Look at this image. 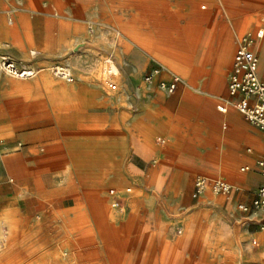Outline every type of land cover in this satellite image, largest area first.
Wrapping results in <instances>:
<instances>
[{
	"label": "rangeland",
	"instance_id": "rangeland-1",
	"mask_svg": "<svg viewBox=\"0 0 264 264\" xmlns=\"http://www.w3.org/2000/svg\"><path fill=\"white\" fill-rule=\"evenodd\" d=\"M246 2L248 9L238 18L239 29L231 44L229 62L217 73L218 80L214 86L219 92L217 95L231 104L227 87L237 40L245 31L260 28L261 21L264 25V0ZM111 8L106 0L102 3L98 0H18V3L8 0L6 5L0 6V17L6 23L0 27L17 29L19 36L8 39L0 32V44L5 46L0 49V224L13 216L12 220L19 224V241L23 245L19 249V257H4L2 253L6 246L3 236L7 233L0 231V264H264V244L262 248L255 246L254 253L245 244L249 238L255 239L246 225L239 224L234 197L207 191L200 200L193 198L197 175L219 176L195 170L186 181L174 176L173 183L169 184L168 172L183 170L177 167L167 169L158 158L152 160L149 167L139 164L141 171L135 173L130 167L133 162L132 143L127 140L126 125L117 128L110 120L103 119L88 126L84 120L73 116L81 108L78 103L63 100L61 104H51L55 87H69L81 79L91 80L92 74L102 82L104 97L121 101V108L128 107L123 102L131 101L129 111L133 114L141 111L140 102L145 96L159 90L168 94L161 90L160 83L169 79H157L153 85L144 80L155 68L167 69L166 60L159 55L157 41L147 39L155 50L146 51L121 30L125 25L144 39L145 23L155 20L161 9L116 7L115 14H112ZM156 27H159L158 23ZM188 33V40L194 41L190 28ZM14 41L19 45L13 44ZM168 43L173 52L168 57H177L176 63L181 70H191L194 62L198 64L199 57L193 51L177 49L179 43L176 40ZM263 47L264 41L260 49L263 58L260 59L261 77L264 76ZM204 50L207 53L208 47ZM134 53L138 54L134 58L138 66L130 60ZM4 57L13 60L20 71H33L34 76L16 78L6 74L1 70ZM200 59L199 64L202 65L207 55L200 56ZM112 67L117 68L118 74H109ZM56 69L68 73L73 82L57 75ZM181 73L171 71L168 75L170 79L177 77L185 89L189 84ZM110 82L117 86L116 91L110 90ZM198 88V85L193 87L194 90ZM222 105V102L218 104ZM185 125L186 121L183 122ZM113 136L125 139L123 166L116 171L127 183L109 182L98 190L108 201L110 220L107 224L115 234L114 244L119 248L118 255L110 258L94 223L79 222L81 213L78 210L85 201L78 181L71 179L69 184L59 166L48 168L45 162L35 166L32 161L35 154L45 155L49 145L59 148L66 139ZM180 138L178 134L171 138L157 136L155 147H161L163 155L169 149H176ZM20 153L25 154L28 166L26 176L15 184L7 176L3 160ZM38 166L42 192L53 190L57 185H70L75 193V198L70 200L72 209L51 217V201L39 203L33 198L40 194L35 191L32 178ZM169 187L172 190L169 191ZM175 192L179 195L171 197ZM174 203L175 212L169 208ZM144 208L155 214L146 243L140 239ZM129 218L133 219L130 227ZM160 223L163 231L157 229ZM254 225L250 224V227ZM55 251L57 254L52 257ZM197 252L200 255L198 259Z\"/></svg>",
	"mask_w": 264,
	"mask_h": 264
},
{
	"label": "crops",
	"instance_id": "crops-1",
	"mask_svg": "<svg viewBox=\"0 0 264 264\" xmlns=\"http://www.w3.org/2000/svg\"><path fill=\"white\" fill-rule=\"evenodd\" d=\"M10 1L18 3V0ZM104 1L98 0L100 3ZM106 1L112 8L144 7L161 9L159 14L155 16V20L152 19L153 21L150 23H145L146 27H144V39L156 40L159 55L166 60L162 62L165 63L167 69L164 68V72L158 80L168 81L169 79L168 82H170L172 78L170 79L168 72L169 74L171 71L182 72L181 75L189 85H187V88L182 89L178 84L176 91L179 90V92L177 95L166 94L159 90L150 96H145L140 102L141 107L139 109L141 111L133 114L129 111L131 101L123 102L128 107L121 108L119 106L122 104L121 101L104 97L102 82L97 75L92 74L91 80L81 79L82 81L76 84L73 83L69 87H55L51 104H61L63 100L78 103L81 108L73 116L84 120L83 123L88 126L95 125L96 122L103 119L110 120L112 125L117 128L126 125L127 140L132 143L133 162L130 163V167L135 170V173L141 171L140 165L149 167V163L158 158L163 167H167V169L177 167L183 170L176 171L177 173L168 172L169 184L173 183L174 176L186 181L191 175L190 173L195 170L219 177L199 174L201 176L221 179L232 184L237 188V192H234L231 197L236 200V212L239 214V220L241 214L237 211V205H250L263 183V178L256 163L264 155V134L248 123L240 113L234 111L231 102L221 99L217 95L219 92L215 91L214 86L218 80L217 73L229 62L231 44L236 31L239 29L238 18L241 17L244 10L248 9L247 0ZM7 3L8 0H0V6ZM113 14L115 13L113 12ZM19 17H21V14H19ZM157 23L159 27H156ZM174 24L175 27L173 28ZM1 25H6L3 17H0ZM260 25L261 27L257 30L264 29L262 21ZM189 28L195 42L188 40ZM129 29L131 31V28ZM14 30L18 36V30ZM251 31L256 32L253 30L245 31L243 35ZM156 33H158V36H155ZM127 37L132 40L131 36L127 35ZM240 38L237 40L236 49ZM169 40H176L179 43L176 48L179 50H184V45H190V51H193V54L199 57L197 58L198 64L194 62L191 70H181L176 63L177 57L175 59L168 57L169 53H173L168 46ZM263 41L264 39L258 43L255 49L259 59H261L260 48ZM13 44L19 45L17 41H14ZM206 47H208L207 53L204 50ZM226 48L230 49V54L227 64H223L221 54ZM144 54L148 56V54ZM137 55L135 53L131 54L130 58L136 66L138 65L133 60ZM202 55H207V59L205 63L200 65V56ZM144 61H142V64ZM186 75L189 77L187 78ZM260 78L264 79V76ZM197 85L198 90H194L193 87ZM220 102L223 103V107H226V113H221L218 110V107H222L218 106ZM104 109L106 112H103ZM184 121H186L185 126H183ZM176 134L181 137L178 146L176 149L167 150L162 155L161 147H155L156 137L166 136L171 138ZM122 138L113 136L98 139L82 137L66 139L59 148L49 145L45 155L35 154L32 161L35 166L41 162H45V166L47 165L48 168L53 165L59 166L68 178L69 184L72 182L71 179L78 181L79 190L85 201L83 207L78 210L81 213L79 222L81 224L94 223L100 237L105 242V253L110 258L118 255L119 248L114 244L116 242L113 237L115 234L113 235L107 224V221L110 220L108 201L100 195L98 190L106 187L109 182L127 183L122 174L116 171V168L123 166L122 159L126 154L125 139ZM248 150H251V152H248ZM27 162L23 153L4 158L3 166L7 176L15 184H18L26 176ZM241 166L244 167L240 169ZM244 168H249V171L243 172L242 169ZM38 169H40V166L33 171L32 178H34L36 186L35 191L40 194L34 195L33 198L38 200L39 203L51 201V212L49 213L51 217L72 209L70 200L75 198V193H73L70 185H57L53 190L42 192L38 182L40 177ZM222 175L225 177H222ZM170 189L172 190V187H169V191ZM175 195L178 196L179 193H172L171 197L176 198ZM192 196L195 198L194 194ZM201 197L196 199L200 200ZM169 208L175 212L176 203L170 204ZM154 215L150 210L144 208V217L140 225V239L144 243L147 242L151 231ZM12 219L13 216H9L7 218L8 222L0 224V231L7 233L3 236V242L6 246L5 252L2 253L4 257L12 255L19 257V249L23 247L22 242L19 241V224ZM132 220V218L128 220L129 227L132 225ZM161 224L157 226V229L163 231V225ZM246 226L247 231H250V235L255 241L249 238L245 244L254 253L255 246L263 247L264 242L261 240V235L264 233V229L258 224L252 227L250 225ZM53 254L52 257H55L57 252L55 251ZM196 256L198 259L200 256L198 252ZM84 257L83 255L82 258Z\"/></svg>",
	"mask_w": 264,
	"mask_h": 264
},
{
	"label": "built area",
	"instance_id": "built-area-1",
	"mask_svg": "<svg viewBox=\"0 0 264 264\" xmlns=\"http://www.w3.org/2000/svg\"><path fill=\"white\" fill-rule=\"evenodd\" d=\"M264 39V29H259L256 32H249L243 35L236 49L232 70L229 75L228 95L232 101V106L240 113L243 118L256 127L264 134V79L259 76L260 59L255 51L256 46ZM3 47L0 45V49ZM16 66V67H15ZM17 65L10 58H2L1 70L6 74L17 75L19 72L20 78H30L34 76L33 71H20ZM18 70V71H17ZM164 72V68H155L145 77V82L149 85L156 83L157 79ZM57 75L65 80H72L68 73L61 69H56ZM109 74H114L109 71ZM180 80L173 77L170 82H161V90L168 94H174ZM111 91H116L117 86L112 82L109 84ZM221 113H226V107H218ZM251 152V150H248ZM257 168L263 178V183L256 192L255 198L250 205L238 204L237 211L241 214L240 219L253 221L257 219L259 222L264 221V155L257 161ZM243 172L249 171V168L242 169ZM207 191H211L215 195L229 197L237 188L232 184L221 180L212 179L206 176H197L195 179L194 197L199 198ZM112 194L114 192H111ZM239 219V220H240ZM264 229V222L260 224Z\"/></svg>",
	"mask_w": 264,
	"mask_h": 264
},
{
	"label": "bare ground",
	"instance_id": "bare-ground-1",
	"mask_svg": "<svg viewBox=\"0 0 264 264\" xmlns=\"http://www.w3.org/2000/svg\"><path fill=\"white\" fill-rule=\"evenodd\" d=\"M115 9L116 8H111L110 10H111V12H112V14H113V12L115 13ZM5 26V25H4ZM121 30L123 31V32H125L127 35H129V36H131V38L135 41V42H137V44H139L141 47H143L146 51H152V52H154V48H153V43H148V41H146V40H144V39H142V38H140L139 36H137L136 35V33L135 32H133V30L131 29V31H130V29H129V27H127V26H125V25H123V26H121ZM0 32L2 33V34H4L7 38H12V39H16L18 36H17V34H16V31L13 29V30H8V29H3V28H1L0 27ZM28 40V39H27ZM29 42V41H28ZM154 42H156V41H154ZM1 45V44H0ZM2 46V45H1ZM2 47H5V46H2ZM7 47V46H6ZM261 47H262V45H261ZM140 48V47H139ZM183 48H184V50H186V51H190L191 50V46L190 45H184L183 46ZM264 48V47H263ZM261 49V48H260ZM264 51V50H263ZM229 54H230V49L229 48H226V49H224L223 50V52H222V54H221V58H222V61H223V64H227V62H228V58H229ZM142 59H144V58H142ZM261 59H263V58H261ZM139 60V59H138ZM134 61H136V60H134ZM261 61V60H260ZM139 62V61H138ZM261 63H259V71H258V73H259V76H260V65ZM137 65H138V63H137ZM140 65V64H139ZM263 66V65H262ZM16 67V66H15ZM18 69V68H17ZM18 71V70H17ZM109 71H111V72H113L115 75H116V73L118 74V70H117V68L115 67H112V68H110L109 70H108V72ZM8 75H10V76H12V77H16V78H19V72H16V74L17 75H11V74H9V73H7ZM262 74V73H261ZM186 77L188 78L189 76L188 75H186ZM261 77V76H260ZM69 82H73V80H70ZM230 184V183H229ZM97 202V201H96ZM261 240L264 242V233L261 235ZM11 242H13V241H11Z\"/></svg>",
	"mask_w": 264,
	"mask_h": 264
},
{
	"label": "water",
	"instance_id": "water-1",
	"mask_svg": "<svg viewBox=\"0 0 264 264\" xmlns=\"http://www.w3.org/2000/svg\"><path fill=\"white\" fill-rule=\"evenodd\" d=\"M239 224L240 225H250V224H258V225H260V224H262L263 222H259L257 219H254L253 221H250V220H246V219H240L239 221Z\"/></svg>",
	"mask_w": 264,
	"mask_h": 264
}]
</instances>
